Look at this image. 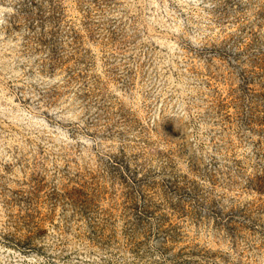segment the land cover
<instances>
[{
  "label": "rangeland",
  "instance_id": "374dc122",
  "mask_svg": "<svg viewBox=\"0 0 264 264\" xmlns=\"http://www.w3.org/2000/svg\"><path fill=\"white\" fill-rule=\"evenodd\" d=\"M0 264H264V0H0Z\"/></svg>",
  "mask_w": 264,
  "mask_h": 264
}]
</instances>
